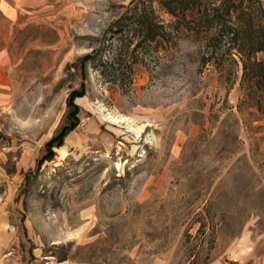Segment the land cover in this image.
<instances>
[{
  "label": "rangeland",
  "instance_id": "374dc122",
  "mask_svg": "<svg viewBox=\"0 0 264 264\" xmlns=\"http://www.w3.org/2000/svg\"><path fill=\"white\" fill-rule=\"evenodd\" d=\"M130 1L0 0V264H264L263 94L238 63L201 65L187 30L138 48L131 83L122 61L125 90L81 67L125 52ZM82 82L78 125L36 171Z\"/></svg>",
  "mask_w": 264,
  "mask_h": 264
},
{
  "label": "trees",
  "instance_id": "16d2710c",
  "mask_svg": "<svg viewBox=\"0 0 264 264\" xmlns=\"http://www.w3.org/2000/svg\"><path fill=\"white\" fill-rule=\"evenodd\" d=\"M153 2L172 18L169 23L157 18ZM114 25L116 30H126L127 42H122V36L119 38L120 45L126 47L125 52L122 53L118 46L111 55L101 57L102 47L99 53L95 50L84 55L80 66L84 68L92 62L102 76L123 90L127 88L120 81L122 61L127 67L128 83H131L134 52L138 48L146 49L155 44L164 49L174 34L187 30L203 41L201 65L212 64L221 71L230 62L238 63L242 84L248 91H259L264 96V0H131L126 12ZM130 45L132 49L128 51ZM259 52L263 53L262 57L257 56ZM84 93L83 82L69 93L62 123L46 141L36 171L43 161L53 159V148L61 146L66 135L78 125L79 106L74 98ZM255 105L262 109L260 97L255 99ZM30 176L29 171L25 175V183L31 179Z\"/></svg>",
  "mask_w": 264,
  "mask_h": 264
},
{
  "label": "bare ground",
  "instance_id": "6f19581e",
  "mask_svg": "<svg viewBox=\"0 0 264 264\" xmlns=\"http://www.w3.org/2000/svg\"><path fill=\"white\" fill-rule=\"evenodd\" d=\"M107 117L112 122H120V121H123V119H119V118L113 117L111 115H108ZM126 127H127L128 130H133L135 132H139V130L137 128H134L128 121H126ZM56 150H59V151L60 150H63V146L62 147H59V148H56Z\"/></svg>",
  "mask_w": 264,
  "mask_h": 264
}]
</instances>
